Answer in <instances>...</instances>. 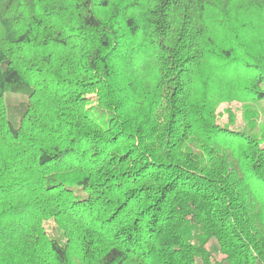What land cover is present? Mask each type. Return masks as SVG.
Masks as SVG:
<instances>
[{
    "label": "trees",
    "instance_id": "16d2710c",
    "mask_svg": "<svg viewBox=\"0 0 264 264\" xmlns=\"http://www.w3.org/2000/svg\"><path fill=\"white\" fill-rule=\"evenodd\" d=\"M262 101L264 0H0V264H264Z\"/></svg>",
    "mask_w": 264,
    "mask_h": 264
},
{
    "label": "rangeland",
    "instance_id": "374dc122",
    "mask_svg": "<svg viewBox=\"0 0 264 264\" xmlns=\"http://www.w3.org/2000/svg\"><path fill=\"white\" fill-rule=\"evenodd\" d=\"M88 97L92 98L93 100L94 98H96L94 94H88ZM253 107L257 108L261 112L260 116L258 117V125L256 126V129H254V132L257 135L261 136L264 132V101L254 104ZM216 115L217 121L221 125H229L234 129H243L250 127V118L247 117L246 107L244 106L243 101L233 100L231 102L225 101L220 103L216 109ZM54 225L55 223L53 220L45 222V227L49 231H53ZM210 248L213 252H218V244L215 240H211ZM217 254L219 255V253Z\"/></svg>",
    "mask_w": 264,
    "mask_h": 264
}]
</instances>
